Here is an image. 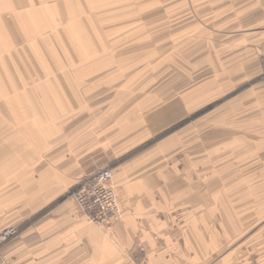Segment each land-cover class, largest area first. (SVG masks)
Segmentation results:
<instances>
[{
    "label": "crops",
    "instance_id": "0c3cea01",
    "mask_svg": "<svg viewBox=\"0 0 264 264\" xmlns=\"http://www.w3.org/2000/svg\"><path fill=\"white\" fill-rule=\"evenodd\" d=\"M50 4L0 0V229H19L0 256L5 264H198L190 251L205 250L208 217H236L239 194L264 204V83L189 118L205 109L207 90L259 67L264 0H198L197 50L182 52L196 57L204 80L214 75L208 88L199 81L200 98L189 85L158 81L174 73L158 67V26L171 29L172 42L173 20L163 7L159 21L156 0H123L100 16L93 1L94 20L81 33L75 21L70 34L82 40L79 55L53 46L52 60L40 37L30 38L37 30L48 38ZM167 51L173 57L170 43ZM163 129L164 146H145ZM105 167L122 214L94 224L70 189ZM259 208L250 216L264 218Z\"/></svg>",
    "mask_w": 264,
    "mask_h": 264
},
{
    "label": "rangeland",
    "instance_id": "374dc122",
    "mask_svg": "<svg viewBox=\"0 0 264 264\" xmlns=\"http://www.w3.org/2000/svg\"><path fill=\"white\" fill-rule=\"evenodd\" d=\"M38 0H35L37 2ZM40 1V0H39ZM47 1V0H46ZM52 5L50 13L46 11L45 25L43 28L46 32L48 38H43V33H39V31H33L30 38L31 41H35L39 38V44L46 50L47 58L50 60L53 59V54L55 52V48L61 49L59 52L63 54L66 51H70L73 53L74 57L79 55V50L81 49V41L77 39L73 41V36L70 34L74 32L73 24H75L78 29V33L83 30L85 32V24L87 25V20H94V15L96 12L91 11V3L96 2V7L98 9L97 13L99 16L101 14L108 13L109 10H117V7L121 5V1L123 0H48ZM55 1H59V6L53 10L55 7ZM133 0H127L130 2ZM138 1H147V0H138ZM157 1V13L160 17L163 14V7L168 12V20H173V41L170 42L168 36L171 34V29L168 28V32L165 33V28L163 25V34L161 33L162 25L158 26L159 29V37H158V67H166L173 66L174 73L166 74L165 72H159L158 81L159 82H169L173 81L175 85L179 88L183 85L190 86V93L195 94L196 98H200L203 94V90L197 89L200 82H206L207 88L209 84L213 83L212 79L214 78L212 74L206 75V80H204V75H199L197 71L196 63L192 64L196 61H193V57L190 55L187 57V54L183 57L182 50L191 51L193 49L197 50V33L199 26V17H198V8L197 3L198 0H156ZM62 4H61V3ZM41 14L38 15L43 20V11L45 12V6L41 7ZM44 9V10H43ZM166 12V11H165ZM53 15H55L53 17ZM214 16V14H213ZM102 17H98L95 19V29L94 33H97L99 37L103 35V24H101ZM77 19V20H76ZM44 21V20H43ZM41 23L40 21L35 20V25ZM31 29L35 27V29L39 26H30ZM212 28V27H211ZM34 29V28H33ZM201 29V27H200ZM62 30L61 35V43L59 41V32ZM48 33V34H47ZM56 35V36H55ZM95 36V34H94ZM71 39V41L69 40ZM101 38V37H100ZM45 41V42H44ZM45 43V47L44 44ZM76 43V44H74ZM170 43V47L172 49L171 52L167 51V46ZM34 44V43H33ZM92 44V42H91ZM49 47H51L49 49ZM85 47V45H84ZM32 52V50H30ZM195 51V50H194ZM197 52V51H196ZM67 56L69 52H67ZM259 54L262 55V50L259 51ZM181 57L182 60H181ZM31 62V58L29 59ZM141 61H146L144 58ZM182 61L187 63L190 66L191 71L189 73L182 74L181 73V65ZM196 67V68H195ZM188 71V69H187ZM41 76L36 74L35 77ZM234 75V79L237 78ZM200 77V78H199ZM234 83V84H233ZM264 83V57H260L259 67L254 68V72L251 74H247L243 76L241 79H238L236 82H232L226 88H222L221 90H207V98H206V106L205 109H200L199 111H195L190 115L189 118H193L198 116V113L206 112V118L213 113V111L221 106L222 103H227L228 99H238L240 97V93L245 91V88H249L248 92L255 93V89L259 86H262ZM237 84V85H236ZM237 86V90H231L234 86ZM160 92V90H159ZM237 95V96H236ZM219 98V99H218ZM230 100H228L229 102ZM203 105V104H201ZM197 109V106L194 107ZM205 110V111H204ZM183 124L179 122L174 126H171V129H175ZM207 123V129L210 127ZM156 137L151 138L145 146L155 145L157 143L159 146L165 145V136L167 134V129H163L157 133ZM209 142V141H208ZM207 142V144H208ZM73 188V187H72ZM71 190V189H70ZM259 194L258 196H260ZM255 197V196H254ZM250 199V200H249ZM251 197H247V195H238V207H237V216L229 217L222 216L219 218L208 217L206 219V228H207V243L205 246V250H196L193 249L190 251L192 255H196L199 253V257L197 255L195 258H191L190 262L198 261V264H264V218H254L251 217V209L252 207H260L259 210L264 208V205L261 200L255 202L254 205L251 202ZM229 214V213H224ZM255 221L254 225L251 224ZM232 233L229 232L233 230ZM237 230V231H236ZM215 231V232H214ZM214 232V233H213Z\"/></svg>",
    "mask_w": 264,
    "mask_h": 264
},
{
    "label": "built area",
    "instance_id": "2783aa9c",
    "mask_svg": "<svg viewBox=\"0 0 264 264\" xmlns=\"http://www.w3.org/2000/svg\"><path fill=\"white\" fill-rule=\"evenodd\" d=\"M80 212L94 224H107L119 219L121 202L112 181L109 167L96 170L71 189ZM18 227L11 225L0 229V248L18 234ZM0 264L5 260L0 256Z\"/></svg>",
    "mask_w": 264,
    "mask_h": 264
}]
</instances>
